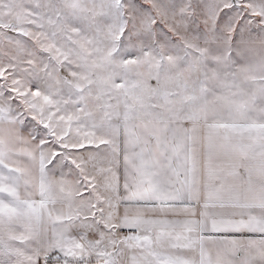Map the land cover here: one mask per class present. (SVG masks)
<instances>
[{
  "label": "snow or ice",
  "instance_id": "1",
  "mask_svg": "<svg viewBox=\"0 0 264 264\" xmlns=\"http://www.w3.org/2000/svg\"><path fill=\"white\" fill-rule=\"evenodd\" d=\"M0 264H264V0H0Z\"/></svg>",
  "mask_w": 264,
  "mask_h": 264
}]
</instances>
